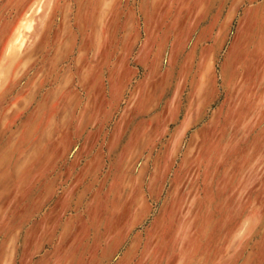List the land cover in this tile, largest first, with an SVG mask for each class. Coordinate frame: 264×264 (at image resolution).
<instances>
[{"label":"rangeland","instance_id":"374dc122","mask_svg":"<svg viewBox=\"0 0 264 264\" xmlns=\"http://www.w3.org/2000/svg\"><path fill=\"white\" fill-rule=\"evenodd\" d=\"M59 1L0 0V264H264V0Z\"/></svg>","mask_w":264,"mask_h":264},{"label":"crops","instance_id":"0c3cea01","mask_svg":"<svg viewBox=\"0 0 264 264\" xmlns=\"http://www.w3.org/2000/svg\"><path fill=\"white\" fill-rule=\"evenodd\" d=\"M160 1L161 0H151V2L145 7V10H143L144 20L139 21L138 29H140L139 34L141 36H144L145 41L151 40L152 37L154 36L153 29H151V26H150L152 24V17L155 14L154 9H156L157 7H159V9L161 8L165 9L166 6H168L166 4V1L164 0H162L161 2ZM61 3L62 2L59 0H37L36 2V5H37V15H36L37 34L42 33L43 42L46 41L48 43L47 48H51V47L54 48L57 43L59 44L61 43V41L64 40V31H65L64 25L66 23L65 13L63 14V17H62V21L64 23L61 21L62 27L58 23L60 22L59 19H61V12H60ZM26 21H27V24L30 23L29 20H26ZM175 22L177 23L178 21H175ZM23 23L24 21L22 22V24ZM173 27L174 26L170 23L167 26L163 25V28H164L163 34L162 33L160 35L157 34L158 35V45L161 42H163V40H165V36L169 34V31H171ZM134 35H133V38L135 37ZM177 38H178V35H177ZM144 46H146V43H144ZM142 49H143V46L139 49L137 56L134 58V61L136 63L135 76L137 75L139 77V81L137 82L134 89H132L131 91L132 93L130 92L131 95L128 101V105H129L128 112L135 111L137 113L136 119L148 117L158 106V105L155 106L153 111L150 113L149 111H147V106H150L151 102L147 98V91L145 92L144 90L151 89L153 84L155 87L156 79L154 78L153 74H151V72L154 71L155 65H153V67L147 68L145 66L142 67L140 66V64H138L137 59H139L142 53L141 51ZM158 55H160L159 52H157L155 56H158ZM155 56L152 58L151 64H155V60H156ZM157 60H158V57H157ZM142 70H144L145 72H144V75L141 77ZM151 79H153V81ZM130 85L127 86L126 90L120 87L119 88L120 94L123 95V93H126V91L129 92ZM170 85L171 84H168L164 88L159 89V91H157L159 93L157 94V99L161 98V100L158 101L159 105L163 103L162 100H164L169 95L171 96L172 88ZM148 110H150V108ZM165 124H166L165 125L166 128L165 130H162V135L169 134V131L171 128V125H170L171 122H169V119Z\"/></svg>","mask_w":264,"mask_h":264},{"label":"bare ground","instance_id":"6f19581e","mask_svg":"<svg viewBox=\"0 0 264 264\" xmlns=\"http://www.w3.org/2000/svg\"><path fill=\"white\" fill-rule=\"evenodd\" d=\"M28 15H29V14H28ZM26 16H27V15H26ZM23 21H24V18H23ZM25 22H26V21H25ZM23 24H24V23H23ZM23 24H22V25H23ZM20 26H21V25H20ZM22 27H23V26H22ZM15 30H16V29H15ZM17 33H18V32H17ZM19 34H20V33H19ZM14 35H15V34H14ZM15 38H16V37H15ZM14 41H15V40H14Z\"/></svg>","mask_w":264,"mask_h":264}]
</instances>
